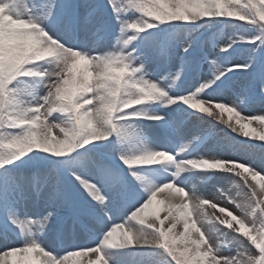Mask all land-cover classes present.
Returning <instances> with one entry per match:
<instances>
[{
  "label": "snow or ice",
  "instance_id": "1",
  "mask_svg": "<svg viewBox=\"0 0 264 264\" xmlns=\"http://www.w3.org/2000/svg\"><path fill=\"white\" fill-rule=\"evenodd\" d=\"M0 264H264V0H0Z\"/></svg>",
  "mask_w": 264,
  "mask_h": 264
}]
</instances>
